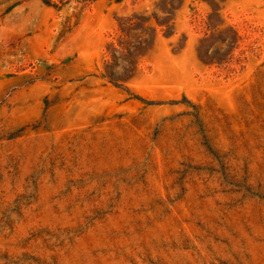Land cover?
<instances>
[{"label":"rangeland","instance_id":"374dc122","mask_svg":"<svg viewBox=\"0 0 264 264\" xmlns=\"http://www.w3.org/2000/svg\"><path fill=\"white\" fill-rule=\"evenodd\" d=\"M0 264H264V0H0Z\"/></svg>","mask_w":264,"mask_h":264}]
</instances>
